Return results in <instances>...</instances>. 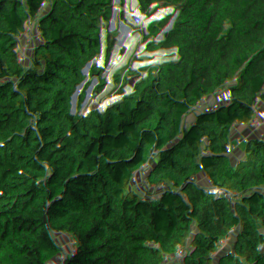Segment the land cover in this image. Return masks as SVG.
<instances>
[{
	"label": "trees",
	"instance_id": "1",
	"mask_svg": "<svg viewBox=\"0 0 264 264\" xmlns=\"http://www.w3.org/2000/svg\"><path fill=\"white\" fill-rule=\"evenodd\" d=\"M63 1L89 12L104 0ZM168 2L162 11L104 4L78 54L49 47L12 76L0 104V264H183L210 232L221 237L222 264H264V127L248 113L264 102V0ZM24 6L0 0V74L24 55L11 44L23 32L10 29ZM67 85L92 145L124 142L94 165L98 184L130 185L90 208L83 228L76 216L57 244L26 247L64 151ZM54 205L45 197L41 209ZM178 223L181 238L150 244Z\"/></svg>",
	"mask_w": 264,
	"mask_h": 264
},
{
	"label": "rangeland",
	"instance_id": "2",
	"mask_svg": "<svg viewBox=\"0 0 264 264\" xmlns=\"http://www.w3.org/2000/svg\"><path fill=\"white\" fill-rule=\"evenodd\" d=\"M87 32L80 35L81 42L84 41ZM79 43V45L81 44ZM68 99L72 100L73 94L67 92ZM70 108V116L73 117V111L76 109L77 115L75 120V131L73 136V131L71 129L72 121H66L67 129L65 131V146L62 155L54 159L53 163V186L47 191L40 201L39 205L35 206L39 209L37 215H35L34 221L31 223V227L28 232L24 230L23 234V244L28 247L29 245L35 248L41 247L45 242L50 244H57L60 240L66 236L74 233L76 229L70 228L69 224L79 215L76 225L77 229L83 228L85 226L88 215L91 213L90 208L98 211L100 206L96 204L98 201L108 200L120 195L125 192V188L129 187V183L126 182V186H114L111 183L106 186H101L98 184V178L95 176V167L98 165L101 158L104 156H109L116 150L124 146V142H112L104 150H100L96 155L89 156L87 152L83 150V146L87 143L88 133L86 125L82 122V117L80 113L82 109L77 105V101L72 102V105L67 103ZM264 127V120L260 123ZM122 143V144H121ZM124 156V155H123ZM122 162L121 160L118 164ZM65 166L67 168L66 182L63 187L61 194H57V182L59 168ZM115 172V168L108 172V175H112ZM55 205L52 210H42L41 203L44 198ZM83 205H88V208ZM72 212V216L68 217V213ZM85 216V217H83ZM37 219V233L33 240H31V230L34 227ZM55 219L53 224H50L51 220ZM30 222V221H29ZM180 230L183 232V227L180 223L177 224ZM142 253V252H141ZM143 256V253L141 254ZM218 262L224 259V255L221 253L218 257Z\"/></svg>",
	"mask_w": 264,
	"mask_h": 264
},
{
	"label": "built area",
	"instance_id": "3",
	"mask_svg": "<svg viewBox=\"0 0 264 264\" xmlns=\"http://www.w3.org/2000/svg\"><path fill=\"white\" fill-rule=\"evenodd\" d=\"M24 2L25 6L22 13L16 17L10 25L12 31L23 32L22 35L12 37L11 44L13 48L22 50L24 55L18 60L16 66H13L0 74V104L5 103L8 90L14 86L12 76L17 72L24 70L35 54L47 49L45 45L38 44L35 40L36 32L41 28L45 16L60 19L58 38L60 39L61 45L58 49L63 53L76 55L79 53L80 47L84 44V41L81 42L79 37L81 30L83 28L90 30L97 25L100 19V8L104 6V4L114 3L116 8L121 10L137 2H145L158 6L161 11L169 4L168 0H104L103 3L92 11L81 12L74 6L66 4L63 0H24ZM65 14L68 16L64 17ZM69 17H72V20L69 19ZM80 42L81 44L79 45ZM262 71L264 73V65ZM67 92L73 94V88L69 85L66 86L65 97L67 103L72 105V102L77 100L73 95V101H70ZM248 113L254 116L255 120H260V122L261 120L263 121L264 102L260 105L257 112L248 111ZM86 142L87 143L83 146V150L87 152L89 156L96 155L99 152V149L94 147L89 139ZM122 184L113 185L118 187ZM223 219V217H220L219 222L222 223ZM213 235L214 233L210 232L206 241V248L200 256H188L184 259L183 264L194 261L205 263L212 261L216 257L215 251L210 244V238ZM162 237L163 232H155L150 244L157 243Z\"/></svg>",
	"mask_w": 264,
	"mask_h": 264
},
{
	"label": "crops",
	"instance_id": "4",
	"mask_svg": "<svg viewBox=\"0 0 264 264\" xmlns=\"http://www.w3.org/2000/svg\"><path fill=\"white\" fill-rule=\"evenodd\" d=\"M67 16H68L67 14L64 15V17H67ZM69 19L72 20V17H69ZM59 24H60L59 18L51 17V16H45L43 19L41 28L38 29V31L36 32V36H35L36 42L38 44L45 45L47 48L53 47V48L58 49L61 45L60 39L58 38L59 37ZM88 31H89L88 29L83 28L81 30V33L79 34V37L82 33H84V32L88 33ZM81 113H83V109H82ZM71 119L73 120V117ZM183 232L180 230L178 225H175V226L171 227L169 229V231H165V233L163 232L164 240L165 241H171L172 239L181 238V236L183 235ZM210 244H211L212 249L215 251V255H216V257L212 261H209L206 263L201 262V261H194V262H189V263H185V264H222L223 260H221V262H218V259H217V257L221 253L224 255V246L222 244L221 237L214 234L210 238ZM141 252L143 253L142 257L147 255L146 250H143Z\"/></svg>",
	"mask_w": 264,
	"mask_h": 264
},
{
	"label": "water",
	"instance_id": "5",
	"mask_svg": "<svg viewBox=\"0 0 264 264\" xmlns=\"http://www.w3.org/2000/svg\"><path fill=\"white\" fill-rule=\"evenodd\" d=\"M82 115H83V113L80 114V117H82ZM70 119H71V118H69V120H70ZM85 125H86V124H85ZM86 128H87V133H88V126H87V125H86ZM88 138H89V133H88ZM121 144H122V143H121ZM124 159H125V154H124V156L122 157V162L124 161ZM122 162H120V163L117 165V170L120 169V165H121ZM114 185H117V184H114ZM122 185L124 186V185H126V184L124 183V184H122ZM41 200H42V197H40V198L38 199L36 205H39ZM83 217H85V216H83ZM33 221H34V218H32V219L30 220L29 224H28L27 227L25 228V231H26V232H28L29 228L31 227V223H32Z\"/></svg>",
	"mask_w": 264,
	"mask_h": 264
}]
</instances>
